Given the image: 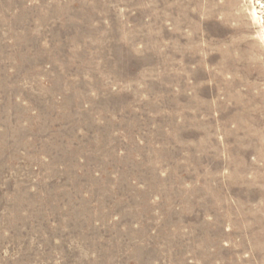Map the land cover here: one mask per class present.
<instances>
[{"label": "rangeland", "instance_id": "1", "mask_svg": "<svg viewBox=\"0 0 264 264\" xmlns=\"http://www.w3.org/2000/svg\"><path fill=\"white\" fill-rule=\"evenodd\" d=\"M248 1L0 0V264H264Z\"/></svg>", "mask_w": 264, "mask_h": 264}, {"label": "bare ground", "instance_id": "2", "mask_svg": "<svg viewBox=\"0 0 264 264\" xmlns=\"http://www.w3.org/2000/svg\"><path fill=\"white\" fill-rule=\"evenodd\" d=\"M248 2H250V4L247 5L249 7H246L248 18L254 25H256L257 32L255 35L259 40L261 47L264 49V0H249Z\"/></svg>", "mask_w": 264, "mask_h": 264}]
</instances>
